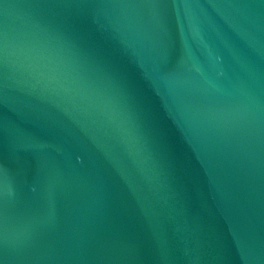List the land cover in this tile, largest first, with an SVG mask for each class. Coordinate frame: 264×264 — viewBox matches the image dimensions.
<instances>
[{
  "label": "water",
  "instance_id": "water-1",
  "mask_svg": "<svg viewBox=\"0 0 264 264\" xmlns=\"http://www.w3.org/2000/svg\"><path fill=\"white\" fill-rule=\"evenodd\" d=\"M0 264H264V0H0Z\"/></svg>",
  "mask_w": 264,
  "mask_h": 264
}]
</instances>
